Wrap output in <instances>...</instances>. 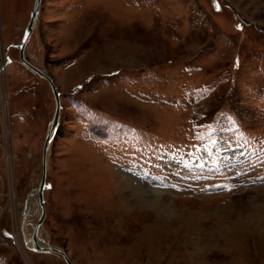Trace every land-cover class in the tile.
Here are the masks:
<instances>
[{
	"label": "rangeland",
	"instance_id": "374dc122",
	"mask_svg": "<svg viewBox=\"0 0 264 264\" xmlns=\"http://www.w3.org/2000/svg\"><path fill=\"white\" fill-rule=\"evenodd\" d=\"M35 1L0 0V264H67L23 240L56 109L20 57ZM25 56L61 94L46 242L74 264H264V0H42Z\"/></svg>",
	"mask_w": 264,
	"mask_h": 264
},
{
	"label": "water",
	"instance_id": "95a60500",
	"mask_svg": "<svg viewBox=\"0 0 264 264\" xmlns=\"http://www.w3.org/2000/svg\"><path fill=\"white\" fill-rule=\"evenodd\" d=\"M41 4H42V0H36L34 3V8L31 12V18L30 21L28 23L27 29L25 31L23 40H22V45H21V53H20V57H21V61L23 62V64L29 68L31 71H33L34 73H36L38 76L44 78L45 80L48 81L52 92L54 94L55 97V102H56V109H55V114L53 117L52 122L50 123L49 126V131L44 143V148H43V173H42V179H41V183L38 187V189L33 192V194H37L38 195V199H39V206H40V215L38 217V222L35 225L32 237H31V246H28V248L36 253H56L59 254L63 257V259L65 260V262L67 264H74L72 262V260L69 258L68 254L66 253V251L62 248H58L55 247L53 245H46V246H41L38 243V238H39V231L40 228L43 226L45 218H46V209H45V200H44V191L46 189V179H47V169H48V158H49V151H50V146L51 143L58 131L59 125H60V118H61V94L58 91L54 80L51 76H49L45 71L37 68L36 66L32 65L25 56V47L26 44L28 43V40L31 36V34L33 33L39 17H40V11H41ZM27 208V204H25L24 209L26 210ZM27 242H26V247H27Z\"/></svg>",
	"mask_w": 264,
	"mask_h": 264
},
{
	"label": "bare ground",
	"instance_id": "6f19581e",
	"mask_svg": "<svg viewBox=\"0 0 264 264\" xmlns=\"http://www.w3.org/2000/svg\"><path fill=\"white\" fill-rule=\"evenodd\" d=\"M125 177H126V180L127 181H129V178L130 177H128L127 175H125ZM131 180H133V179H131ZM142 183V182H141ZM136 184V183H135ZM133 185H134V183H133ZM135 187V186H134ZM139 189V188H138ZM136 190V189H135ZM45 192V191H44ZM35 194V193H34ZM45 194V193H44ZM32 195H33V193H32ZM40 207V206H39ZM39 213V212H38ZM31 215V214H30ZM39 215H40V213L39 214H37L36 216L37 217H39ZM23 217H25V216H23ZM29 218V217H28ZM24 219L25 218H23V222H22V226H27L26 224H27V222H25L24 221ZM31 228V227H30ZM35 228V227H34ZM34 228L33 229H31V230H29V232H28V238H27V236H24L23 237V240L25 241V242H27L28 244H27V247L28 246H31V237H32V234H33V231H34ZM42 233H43V226L40 228V231H39V238H38V243L41 245V246H46V245H48V244H50V243H48V241L46 242L45 240H44V238L42 237ZM51 245V244H50ZM67 253V252H66ZM70 258V257H69ZM73 262V261H72Z\"/></svg>",
	"mask_w": 264,
	"mask_h": 264
}]
</instances>
